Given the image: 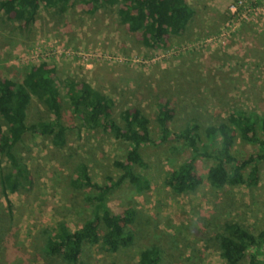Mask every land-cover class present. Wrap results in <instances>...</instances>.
Masks as SVG:
<instances>
[{
	"label": "rangeland",
	"instance_id": "374dc122",
	"mask_svg": "<svg viewBox=\"0 0 264 264\" xmlns=\"http://www.w3.org/2000/svg\"><path fill=\"white\" fill-rule=\"evenodd\" d=\"M235 0H187L194 14L181 35H169L164 46L142 45L138 34L120 23L118 5L88 11L82 0L65 13L40 8L29 26L0 10V79L21 80L28 66L45 60L55 75L85 80L114 101L113 117L138 107L150 119L153 137L157 101H173L174 132L194 120L200 136L204 128L226 120L232 111L264 115V0H242L244 22L228 36L221 33L231 18ZM251 8L242 14L244 9ZM61 121L68 130L61 146L51 137L27 133L16 146L17 155L32 175L27 188L8 192L0 186V264H133L140 250L157 246L161 264H227L220 256L217 233L226 221L258 234L264 230V160L255 186L209 185L206 171L215 160L196 156L195 171L203 182L194 191L175 193L164 183L167 172L192 153L180 141L147 145L140 151L149 162L143 172L149 187L137 190L127 179L111 189L106 203L113 212L132 207L133 244L115 253L100 245H86L77 263L62 261L45 252L47 237L60 222L78 229L92 217L94 187L70 184L76 165L85 163L100 185L116 179L121 170L114 160L124 159L128 144L100 130H78L79 119L60 88ZM50 112L34 96L27 108V123L47 120ZM175 145L172 149L170 146ZM258 146L236 134L232 147L238 159L256 153ZM7 161L0 158V174ZM102 229V223L98 220ZM264 264V252L258 256ZM249 254L243 264H248Z\"/></svg>",
	"mask_w": 264,
	"mask_h": 264
},
{
	"label": "trees",
	"instance_id": "16d2710c",
	"mask_svg": "<svg viewBox=\"0 0 264 264\" xmlns=\"http://www.w3.org/2000/svg\"><path fill=\"white\" fill-rule=\"evenodd\" d=\"M77 0H0V10L9 18L22 21L29 26L40 8L54 13H65ZM89 12H95L106 5H118L120 23L129 31L136 32L145 47L164 46L169 35H181L191 20L194 9L187 0H82ZM63 84L64 97L72 113L78 117V130H100L110 133L128 144L124 159L114 160L121 170L118 178L108 176L109 181L100 185L92 180L85 163L76 165L70 184L74 188L94 187L96 194L87 198L94 201V215L75 230H70L65 222H60L47 237L45 252L68 263H77L86 245H100L108 253L130 247L134 241L131 225L135 219L132 207L121 212H113L106 203L107 193L126 179L137 190L150 185L143 172L148 160L140 149L147 145H160L178 140L191 155L172 171L166 173L164 183L175 193H187L199 187L203 178L195 171L196 156L213 158L215 162L206 171V179L213 188L226 184L257 185L260 178L259 162L264 160V115L241 110L232 111L226 120L204 128L200 136L199 125L194 120L186 123L179 132L170 129L175 116L174 103L162 97L157 101L155 120L157 136L153 137L150 119L138 107L126 108L120 112L121 123L112 115L114 101L111 97L95 89L85 80L65 78L55 75V69L47 61L32 63L21 80L0 79V158L7 161L6 172L0 174V186L5 195L31 185L32 175L17 155L16 146L27 133L51 137L53 145L61 146L66 141L68 127L62 123L60 88ZM44 104L50 112L47 120L27 123V108L32 97ZM236 134L241 140L258 146L256 153L238 159L232 152ZM170 148L175 149L172 145ZM102 223V229L98 225ZM221 258L227 264H243L249 254L248 264H258V256L264 252V230L253 234L240 224L226 221L217 233ZM157 246L140 250L133 264H161Z\"/></svg>",
	"mask_w": 264,
	"mask_h": 264
},
{
	"label": "built area",
	"instance_id": "2783aa9c",
	"mask_svg": "<svg viewBox=\"0 0 264 264\" xmlns=\"http://www.w3.org/2000/svg\"><path fill=\"white\" fill-rule=\"evenodd\" d=\"M229 9H230V13L232 14L231 15V18L229 19V21L226 23V27L223 29V32L221 33L222 36H228L231 32H233L236 28L239 27L240 24H242L244 22V18L245 16L242 15L239 17V13L241 8L244 7V4H243V1L242 0H235L233 2L230 3L229 5ZM251 8H247V9H244L243 13L242 14H245V13H248L250 12ZM244 17V18H242Z\"/></svg>",
	"mask_w": 264,
	"mask_h": 264
}]
</instances>
